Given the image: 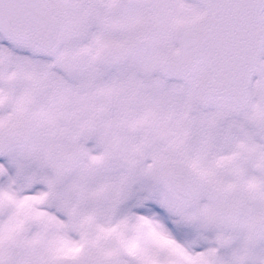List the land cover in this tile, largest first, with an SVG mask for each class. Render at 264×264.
I'll list each match as a JSON object with an SVG mask.
<instances>
[{"label":"snow or ice","instance_id":"1","mask_svg":"<svg viewBox=\"0 0 264 264\" xmlns=\"http://www.w3.org/2000/svg\"><path fill=\"white\" fill-rule=\"evenodd\" d=\"M0 264H264V0H0Z\"/></svg>","mask_w":264,"mask_h":264}]
</instances>
